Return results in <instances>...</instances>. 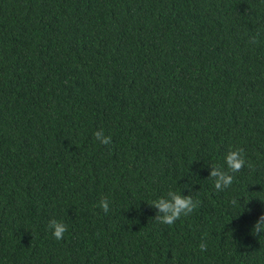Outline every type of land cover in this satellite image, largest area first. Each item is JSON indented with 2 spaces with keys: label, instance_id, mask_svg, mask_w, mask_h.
<instances>
[{
  "label": "trees",
  "instance_id": "16d2710c",
  "mask_svg": "<svg viewBox=\"0 0 264 264\" xmlns=\"http://www.w3.org/2000/svg\"><path fill=\"white\" fill-rule=\"evenodd\" d=\"M261 215L264 0H0V264H264Z\"/></svg>",
  "mask_w": 264,
  "mask_h": 264
},
{
  "label": "clouds",
  "instance_id": "9594fccd",
  "mask_svg": "<svg viewBox=\"0 0 264 264\" xmlns=\"http://www.w3.org/2000/svg\"><path fill=\"white\" fill-rule=\"evenodd\" d=\"M257 37L253 36L250 39V43L256 44ZM97 141L103 145L111 144V137L104 136L102 131L94 133ZM224 162L227 171L222 170L220 167L212 166L209 174V178L213 180L214 187L217 191H223L230 187L233 183V174L240 172L246 165L248 168H252V164L246 161L244 156V149L237 148L235 150H229L224 157ZM189 191L191 189L189 188ZM232 205L237 204V200L231 201ZM152 207L157 209L155 220L166 225L174 224L182 215L187 216L191 214L198 206L199 201L194 200L191 195L183 196L179 193L169 191L167 198L161 197L151 203ZM99 207L103 209L105 213L109 211V201L105 198L99 203ZM48 230L52 233L56 240L64 238V234L67 231V227L64 223L52 219L48 222ZM264 231V215H261L256 223L253 225L252 232L254 235H258ZM200 250L204 251L207 248V244L201 242L199 245Z\"/></svg>",
  "mask_w": 264,
  "mask_h": 264
}]
</instances>
